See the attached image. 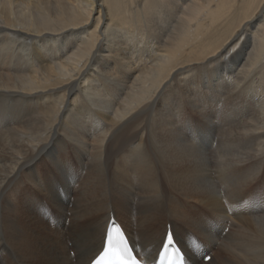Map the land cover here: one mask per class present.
Segmentation results:
<instances>
[{
	"label": "bare ground",
	"instance_id": "bare-ground-1",
	"mask_svg": "<svg viewBox=\"0 0 264 264\" xmlns=\"http://www.w3.org/2000/svg\"><path fill=\"white\" fill-rule=\"evenodd\" d=\"M112 219L264 264V0H0V264H88Z\"/></svg>",
	"mask_w": 264,
	"mask_h": 264
},
{
	"label": "snow or ice",
	"instance_id": "snow-or-ice-1",
	"mask_svg": "<svg viewBox=\"0 0 264 264\" xmlns=\"http://www.w3.org/2000/svg\"><path fill=\"white\" fill-rule=\"evenodd\" d=\"M168 239L170 242L171 237H168ZM96 264H138V261L131 256L123 235L113 238L109 233L107 235V244L104 246Z\"/></svg>",
	"mask_w": 264,
	"mask_h": 264
},
{
	"label": "rangeland",
	"instance_id": "rangeland-1",
	"mask_svg": "<svg viewBox=\"0 0 264 264\" xmlns=\"http://www.w3.org/2000/svg\"><path fill=\"white\" fill-rule=\"evenodd\" d=\"M72 253V252H71ZM73 254V253H72Z\"/></svg>",
	"mask_w": 264,
	"mask_h": 264
}]
</instances>
